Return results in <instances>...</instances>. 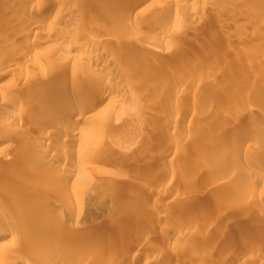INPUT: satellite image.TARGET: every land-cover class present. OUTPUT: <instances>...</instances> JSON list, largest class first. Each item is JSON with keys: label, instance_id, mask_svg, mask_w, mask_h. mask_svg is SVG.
I'll return each instance as SVG.
<instances>
[{"label": "rangeland", "instance_id": "rangeland-1", "mask_svg": "<svg viewBox=\"0 0 264 264\" xmlns=\"http://www.w3.org/2000/svg\"><path fill=\"white\" fill-rule=\"evenodd\" d=\"M1 1L0 214L15 196L7 214L16 226L5 227L10 247L0 261L264 264V0H20L19 22L15 1ZM53 1L74 12L83 37L72 46L45 41L35 56V41L72 35L54 7L36 13ZM33 15L36 28L26 23ZM87 40L102 41L101 51L86 48ZM104 60L120 65L100 72L95 62ZM74 76L123 93L106 107L113 113L95 144L58 137L65 123L71 130L82 124L79 114L73 122L62 110L48 125L42 119L60 99L47 92ZM178 79L184 87L175 95ZM37 80L43 87L30 90ZM194 102L203 105L195 116L172 117ZM83 156L74 182L45 166L70 168ZM86 246L94 250L85 254Z\"/></svg>", "mask_w": 264, "mask_h": 264}, {"label": "bare ground", "instance_id": "bare-ground-1", "mask_svg": "<svg viewBox=\"0 0 264 264\" xmlns=\"http://www.w3.org/2000/svg\"><path fill=\"white\" fill-rule=\"evenodd\" d=\"M14 1L15 2H13V4L15 5V10H13L14 12L12 11L13 12L12 15H15L14 18H15V21H16V19L18 20V18H19L18 15H19V12H20V8H21L20 5H21L22 1H20V0H18V1L17 0H14ZM37 1L38 0H27L26 2H28V3H35ZM142 1L144 2V1H147V0H142ZM66 2L72 3L73 6H77V4H78L77 3V0H71V2L69 0V1H66ZM25 4H23V5H25ZM63 4H61L59 2H56L55 3L53 1V3H51L50 5L48 4V6L46 8L41 7L40 8L41 10H36V11H38L36 13L47 14V12L49 11V9L51 10L54 7L56 9V18H58V20L63 23L64 28H66V30L68 32L72 33V35L69 34L70 36H68V37L67 36H62L61 34L59 35L58 33L57 34H54L53 33L54 35H51L52 33L50 31L51 34H48L46 36L44 35L45 36V39L42 42H36V41L34 42L35 44H37V45H35L33 47L34 48V51L33 52H34V55L35 56H38V55H40V54L43 53V50L41 49V45L45 41H55V42H58V44H67V45H71L72 46L73 44L75 45L76 43H78V41H80L82 39L83 35H81V33H82V30H83V27L84 26L82 25V23L76 21V18H74L75 17L74 12L72 10L66 9V7H64L65 5L63 6ZM105 5H106V3H105ZM1 7H0V10H1ZM2 9L5 10L3 7H2ZM103 9H104V7H103ZM104 10L107 11V13H109V12L111 13L114 10V8L111 5H106ZM21 13H23V12H21ZM122 13L119 12L118 13V16H121ZM34 16H36V15H33V17ZM33 17H31V18L30 17L29 18L27 17L28 19H27V22L26 23L28 24L27 26H29L30 28L35 27L39 23L38 21H40V20H37L35 17L34 18ZM11 18H13V17H11ZM38 18H40V17H38ZM2 19H1V21H2ZM19 20H18V22H19ZM3 22L4 21H2V23ZM2 23L0 24L1 26H2ZM165 42H166V36H160V38L158 39V43H165ZM1 43H3V42H1ZM85 46H86V48H89L90 50H94V51L97 52L99 50L101 51V49L103 47V42L100 41V40H87L85 42ZM0 49H2V48H0ZM0 51L2 52V50H0ZM2 61H3V59H2ZM95 63L97 65V67L99 66L98 67V71H100V72H103L104 70H107V71L108 70L109 71H111V70H117L118 66L120 65L119 62L118 61L116 62L115 60H104L101 66L98 64V62H95ZM221 64H220V66H221ZM224 65L226 66V63H224L222 65V67L219 66L220 69L217 67L216 69H218V70H216L214 68L213 69V72L210 73L211 76H213V78H216L217 76H220L218 73H220L223 70V68L225 67ZM157 73H158V67L157 66H155L154 68L148 69V74L152 78H155L157 76ZM77 78L78 77H75L74 76L73 79H71V81L69 82V84H67L66 86H64L65 84H63V86L61 85L62 87H64L63 90H60L59 91L60 88H58V91L56 89H53V90H56V91H50V90H52V89H50L49 90L50 93L47 92L48 94H51L53 97H56V98L57 97H60V99L59 100H55L54 102L50 101L48 103V106L46 108L48 111H47V113L45 112L46 114H43L45 116L42 119L44 120V124L46 123L45 125H48V122L50 121V119L56 116V112L62 110L63 111V116H65L67 118L66 121L67 120L69 121V119H70L73 122L74 119L72 120V118L75 117V115H78L79 114V116L81 117L80 120L82 121V124L80 125V122H79V124L76 125L73 130H71L70 128H68L67 125H66V128H65V126H64L66 124L65 123L63 125L64 129H62V132L60 131V134L58 133L59 134L58 137L60 139L62 138L65 141H68V144H69V142H75V140L81 139V137H86V138H88V140L90 141V143L92 142L93 144H95V141H93V140H95V139L97 140L98 139L99 135L101 134L100 128L103 127L106 124H109L107 122V117H108L109 114L113 113L112 110H110V109H108L106 107H108L112 103H114L118 99V97H120V96L123 95V93L120 92V89L117 90V91H115L116 89L110 90L107 85H104V87L103 86L101 87V85H99V87H98L95 84V82H93V80L92 81L89 80L87 82V84L80 85V81L78 80L79 78L78 79ZM37 81L38 82L33 81V83L29 86L30 87V90H36V91H38L37 89H40V88L43 87V85H42L43 83H41V80H37ZM81 82L84 83L83 81H81ZM98 83H100V82H98ZM44 85H47V84L45 83ZM173 85L174 86H172V88H171V89H173L172 91H174V92L176 91L178 93L179 92L178 91L179 88L184 85V80L183 79H178L176 81V83L173 84ZM44 89H46V88H44ZM41 90H43V89H41ZM46 91H48V90H46ZM69 92H72L73 95L72 94L71 95L68 94ZM176 92H175V95H177ZM32 93H34V92H32ZM148 93L150 95H152L153 94V89L152 88L148 89L147 90V94ZM93 95L94 96H98L97 99L96 98L95 99H89L90 96H93ZM213 101L215 102V100H212V99H211V101L209 100V102H212V104L214 103ZM217 102H220V101L218 100ZM200 104L201 103H199V102H194V106L192 107V109H190L191 105H189V104L188 105H184V106L182 105V107L177 106V108H175L172 111V113H171V114H173L172 117L175 118V119H177V120L180 119V120L186 122V120L190 119V116H192V117L195 116L196 113L198 112V110L201 109V106H203V105H200ZM45 105H47V104H45ZM45 105H44V107H46ZM46 109L44 108L43 110L46 111ZM192 110H193V112H192ZM90 111H92V113ZM60 114H61V112H60ZM60 114L58 112L57 116L59 117ZM259 118H261L262 119L261 121L264 122V115L259 114ZM237 119H236V121H237ZM254 123H256V121ZM67 124H68V122H67ZM4 138H5L4 136H3V138H0V143L1 142L3 143V141L5 140ZM31 143L35 144L36 146H40V144H42L39 140H33V141H31ZM89 146H91V144H89ZM84 147L86 148L88 146L85 145ZM92 147H95V146H92ZM97 147H98V145H97ZM97 147H95V148H97ZM98 148H100V147H98ZM89 149H91V148H89ZM95 151H96V149H95ZM101 151H99V153ZM238 151H240V150H238ZM87 153H89V152H87ZM87 153H85L86 156L84 154L85 157H88V155L91 152L88 155H87ZM236 153L238 154L239 152H236ZM62 154H65V156H68L69 155L68 151L66 149H64V148H63ZM232 155H234V157H235V153L232 154ZM84 156L81 157V158H84ZM236 157H238V155H236ZM83 161H82V159L81 160H77L70 168L64 167V169H63V166H62V168H59L58 166L50 163V161H47L45 163V166L46 167H49L50 169H52V168L53 169H56L57 170L56 172H62L63 171L64 172L63 173L64 180L65 181H69V182L70 181L71 182H74V181H77V179L79 178V172L82 171V170H84V166H85L84 163L86 162V158H84ZM231 168H234V167H231ZM171 176H172V178L173 177L175 178V173L173 172L171 174ZM14 198H16V197L14 196L13 198H10L11 199L10 201L8 199V202L1 203V206H3V208H5V210L7 212H9L8 210L11 211L12 208L15 206L16 200ZM17 201H19V200H17ZM17 205H18V203H17ZM7 212H4L3 214H0V253L2 252L3 255H6V253L8 251V248L10 247L9 241L5 240V238H7L10 235V230L9 229H5V227H15L16 226V224H15L16 222L14 223L11 215H8L9 213L7 214ZM79 217L80 216L77 217L76 222H78ZM18 230H22V229H18ZM257 235L258 234H252L251 236H252V238L255 239V237L256 238L258 237ZM252 238H251V240H252ZM239 240H241V239H239ZM236 243H238V242L236 241ZM97 246L98 245H96V244L94 245V247H96V249H98ZM100 247H102V246H100ZM62 248H64V247H62ZM66 249H65V251H67ZM68 249H70V248L68 247ZM91 249L94 250V248H90V247L86 246V247H82L81 248V251L83 253H85V254H89L91 252ZM121 249H120V251H121ZM65 251L62 250L60 252L61 253H65ZM253 255L251 253L252 259H254L256 261V258L259 257V256L257 254L255 256H253ZM26 258H27L26 260L23 259V258H22L23 259L22 260L19 257H15L11 264H30L29 260H30L31 257L30 256H26ZM257 259H259V258H257ZM0 264H7V263L4 262V261H0Z\"/></svg>", "mask_w": 264, "mask_h": 264}]
</instances>
